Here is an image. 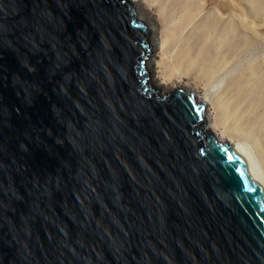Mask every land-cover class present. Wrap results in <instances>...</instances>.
<instances>
[{
    "label": "water",
    "instance_id": "obj_1",
    "mask_svg": "<svg viewBox=\"0 0 264 264\" xmlns=\"http://www.w3.org/2000/svg\"><path fill=\"white\" fill-rule=\"evenodd\" d=\"M148 37L130 0H0V264H264L262 187Z\"/></svg>",
    "mask_w": 264,
    "mask_h": 264
},
{
    "label": "bare ground",
    "instance_id": "obj_2",
    "mask_svg": "<svg viewBox=\"0 0 264 264\" xmlns=\"http://www.w3.org/2000/svg\"><path fill=\"white\" fill-rule=\"evenodd\" d=\"M130 1L136 12L139 1L147 3L161 23L160 34L151 42L153 49L144 62L151 73L150 82L162 94L183 88L203 102L204 131L208 130L217 141L235 146L264 191V123H257L263 119L260 107L264 104V95L260 98L261 105L258 101L253 107L254 100L246 93L247 80L243 75L247 68L256 69L251 63L233 71L240 54L234 52L239 26L249 30L258 28L255 35H259L263 24L251 25L247 22L248 16L238 15L240 6L235 0ZM247 1L264 8L259 0ZM143 20L150 30L149 21ZM259 64H264V60ZM262 71L259 66L257 73ZM253 77L259 79L257 74ZM187 82H193L197 88L201 86L200 91L190 89ZM170 86L173 88L169 89Z\"/></svg>",
    "mask_w": 264,
    "mask_h": 264
},
{
    "label": "rangeland",
    "instance_id": "obj_3",
    "mask_svg": "<svg viewBox=\"0 0 264 264\" xmlns=\"http://www.w3.org/2000/svg\"><path fill=\"white\" fill-rule=\"evenodd\" d=\"M264 4V0H259ZM237 5L240 6V10L236 11L238 15H246L247 17V22L251 25H262V29L259 31V35H255V30H258L256 28L255 30H249L245 29L241 26L239 30H237L235 34V41H236V47H235V53L237 51L240 52L238 55V58L235 61L234 65V72H236L238 69L243 68L244 66H248L250 63L256 68L255 70L253 69H245L243 72V75L245 76L247 80V89L246 93H248L254 100V105L255 103L258 105L259 101V106L262 103V99H260L264 95V64H259L261 60H264V8L263 10L260 7L254 6L252 3L248 2L247 0H235ZM139 7V11L136 12L135 8L133 7L135 13H138L139 16H136L143 21V23L146 25L148 31H149V37H148V49H149V55L151 54V51L153 49V46L151 45V42H153V39H157V35L160 34V29H161V23L160 21L156 20V13L153 8H150L147 3H143V1H139L137 3ZM236 9H233V12H235ZM257 14V15H256ZM147 19L149 21V24L151 25V29L149 30L148 25L144 22L143 19ZM261 40V41H260ZM263 40V41H262ZM148 59V58H147ZM146 59V60H147ZM259 61V62H256ZM255 63V64H254ZM258 65V66H256ZM259 66L263 69V71L258 74ZM258 69V70H257ZM148 72V70H147ZM254 74H257L259 79H255L253 76ZM149 75V80L151 77V73L148 72ZM252 76L251 78H249ZM188 83V82H187ZM186 84V83H185ZM183 85V84H182ZM179 85V86H182ZM188 87L192 90H198L200 91L201 86L195 85L193 82H190L187 84ZM224 85V83H223ZM173 87H178V86H173ZM173 87H168L173 88ZM176 88H173L169 91L175 90ZM261 101V103H260ZM261 111L263 112L262 115V122L257 121L258 124L264 123V104L261 105ZM253 118V117H251Z\"/></svg>",
    "mask_w": 264,
    "mask_h": 264
}]
</instances>
